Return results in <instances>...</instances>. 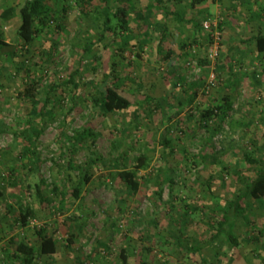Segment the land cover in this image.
Returning <instances> with one entry per match:
<instances>
[{"label":"rangeland","instance_id":"1","mask_svg":"<svg viewBox=\"0 0 264 264\" xmlns=\"http://www.w3.org/2000/svg\"><path fill=\"white\" fill-rule=\"evenodd\" d=\"M23 2L0 0V15L9 6L19 11ZM150 3L136 1L133 33L126 46L124 38L111 35L99 41L102 18L98 20L96 13L81 16L72 1L61 22L64 29L58 28L59 21H52L49 32L41 33L30 52L17 58L25 59V68L17 72L0 59V264H20L7 254L23 239L39 246L41 228L54 236L57 252L40 256L36 264H123V249L127 264H181L203 258L209 264H264V233L254 237L240 219L235 227L241 240L238 247L230 248L222 237L189 256L174 241L179 236L197 245L208 239L212 210L242 192L244 176L254 174L243 156L253 141L264 142V57L253 44H238L237 38L251 35L255 26L249 21L247 29L229 31L236 36L233 41L221 26L219 56L212 61L207 49L210 36H205L204 45L190 42L189 32L181 31V25L189 23L166 18L157 8H147ZM165 23L168 41L179 54L160 62L157 46ZM19 25V16L9 21L0 16V39L14 43ZM92 41L97 42L92 52L85 53ZM229 52L232 69L220 66L222 55ZM200 58L210 65H200ZM79 65H83L77 76L79 88L58 89L55 94L63 99L52 98L44 115H38L34 106H42L46 86L65 81ZM95 65L96 71H91ZM113 73L118 77L116 86L132 106L104 114L93 98L106 75ZM33 80L40 83L29 99L25 92ZM147 96L154 101L147 102ZM158 100L174 105L167 121L156 109ZM218 102L224 111L209 127L200 126L201 111ZM32 126L44 127L38 148L41 164L34 170L23 165L26 158L19 160L24 137L15 134ZM88 126L99 134L96 144L79 145L73 152L63 133L72 136ZM164 137L171 140L168 149ZM145 155L149 164L139 170L141 187L129 192L116 175L138 165L136 157ZM91 157H98L92 164V180L75 198L70 193L79 172L71 171L68 163L72 159L86 165ZM168 175L174 178L173 186ZM38 185L44 202L36 193ZM251 201L254 214L264 216L260 204ZM27 205L35 216L24 225L21 210Z\"/></svg>","mask_w":264,"mask_h":264},{"label":"trees","instance_id":"2","mask_svg":"<svg viewBox=\"0 0 264 264\" xmlns=\"http://www.w3.org/2000/svg\"><path fill=\"white\" fill-rule=\"evenodd\" d=\"M74 1L78 7L79 13L83 17H90L93 13L99 15L98 20L102 18V32L99 41H104L108 36H114V38H124L123 46L129 44L130 33H133V28L131 26V14L137 10L136 1L137 0H62L64 5L58 1L49 0H24L22 5L17 10L15 6H9L5 8L1 13V19L3 21H9L16 16L20 17V25L17 29L16 41L14 43H8L4 39H0V59L5 62V64L12 65L16 68L17 72L25 68V59L18 62L17 58L19 56L24 57L25 53L30 52V47L36 40V38L43 32H49L50 24L52 21H59L57 24L59 29H64L61 25L63 19L69 14L72 9L71 2ZM143 1V0H141ZM151 3L148 4L147 8L162 11L163 15L168 18L172 16L176 23L183 24L185 22H190V14L183 12L177 8L178 4H190L191 7L207 2V0H149ZM65 2H67L65 4ZM254 15V13H252ZM260 17V15H258ZM263 18V17H262ZM197 31L200 36L202 33H206V39H210L212 42L211 31L206 30L203 27V21L199 22L197 19H192ZM165 23L163 33L160 36L159 43L157 46V58L160 62H165L170 60L174 54V48L172 44L168 41L167 31L168 27ZM221 29V25H219ZM97 42H91L88 46H85V53L92 52L94 46ZM243 45H254V51L259 55L264 57V28H258L250 36L242 39ZM222 61L220 66L224 68L232 69L230 64L231 54L225 53L222 55ZM200 65H210V61L206 58H200ZM83 65L77 66V68L71 72L67 79L61 83H50L47 85L46 97L42 101V106H34L38 115H44L46 108L53 103L52 98H57L61 101L63 98L60 95L55 94L58 89H64V87H71V92H75L79 88V83L77 82V76L82 73ZM97 65L91 68V71H96ZM112 75V76H111ZM106 79L102 82V85L96 88V95L93 98L94 104L99 107L104 114L114 113L126 110L132 106V102L128 97L123 95L118 87L116 86V80L118 77L115 73L106 75ZM112 80V83H110ZM115 80V82L113 81ZM110 81V82H109ZM39 81L33 80L31 85L27 88L25 94L29 97L35 96V91ZM65 90V89H64ZM63 90V91H64ZM74 90V91H73ZM31 95V96H30ZM197 93L194 94L192 98H195ZM33 100V99H32ZM147 102L154 101L151 96L146 97ZM35 102V101H34ZM229 104V103H228ZM36 105V103L34 104ZM230 106V104H229ZM171 107H174L171 103H162L158 100L156 103V109L159 111L163 120L167 121V114L171 111ZM224 106L221 103L213 105V107H206L201 111V118L199 119L200 126L209 127L210 121L219 117L222 111H224ZM171 118L173 113H169ZM68 117V116H67ZM44 133V127H30L21 132L20 135L16 134V137H24V145L22 146L19 160L23 161L24 158L27 162L23 161L24 166L30 165L31 169H39L41 164V158L38 151L40 144V137ZM63 136L71 143L72 151L76 152V148L82 144H88L91 147L96 144L99 134L94 131L91 126L85 127L81 130H76L74 135L69 136L67 133H63ZM254 140V139H253ZM252 140V141H253ZM258 142V141H257ZM163 145L165 149L170 148L171 140L168 137H164ZM173 150V149H172ZM245 163L254 169V174L251 176H244V190L242 192L236 193L233 197L224 199L222 204L212 210V216L209 220V225L212 230L211 236L197 245H191L185 241L182 237L175 236V243L185 250L187 254L197 255L202 252L207 246L212 245L215 241L220 240L222 237L225 238L226 243L230 248L240 246L241 240L235 231L236 224L238 220H242L244 225L253 231L254 237L258 238L264 233V216H256L254 210L252 209V201L255 200L260 204L261 209H264V142L256 143L253 141L252 148L247 149L243 156ZM216 161V157L214 158ZM98 157H91L86 165H77L74 160H70L68 167L71 171L78 170L79 178L76 180L74 186L72 187V194L75 198H80L83 187L92 180V164L96 163ZM138 165L132 168H125L117 173V178L120 179L122 184L125 185L127 191L136 193L141 187V181L139 176V170L142 168H147L149 164V157L141 156L136 157ZM72 175H70V178ZM166 179L174 185V178L168 175ZM211 180H209L210 183ZM36 193L41 200L45 201L43 190L40 185L36 188ZM67 196L68 192H64ZM0 195H3L0 191ZM10 208V207H9ZM35 216L34 209L27 205L22 207L21 210V220L24 225L28 223L30 217ZM259 217V219L257 218ZM263 225V226H262ZM39 237L41 239V244L36 246L30 244L24 239L21 240L12 253L7 254L9 260H19L20 264H36L37 259L40 256L52 257L57 252V241L53 235L47 233L45 228H41L38 231ZM121 257L123 264H127L128 257L126 255L125 249L121 252ZM144 263V262H142ZM56 264V263H54ZM181 264H209L206 259L201 261H184Z\"/></svg>","mask_w":264,"mask_h":264},{"label":"crops","instance_id":"3","mask_svg":"<svg viewBox=\"0 0 264 264\" xmlns=\"http://www.w3.org/2000/svg\"><path fill=\"white\" fill-rule=\"evenodd\" d=\"M209 0H207L208 2ZM253 1V2H252ZM210 0L211 3L206 4L202 3L195 8L191 7L190 4H178L177 8L183 12L189 13L190 22H185L189 25H181V31H188L190 34L189 40L195 41V44L204 45L203 39L205 38V34L202 33L200 36L194 22H191L192 19H197L199 22L204 21L206 19H219L221 26L228 31L237 30L241 28H248V24L253 22L255 29L264 28V0ZM249 5V6H247ZM183 6V7H182ZM253 8V9H252ZM198 10V11H196ZM203 13V14H201ZM254 13V15L252 14ZM249 15V16H248ZM260 15V17H258ZM263 17V18H262ZM204 19V20H203ZM250 21V22H249ZM244 24V25H243ZM242 26V27H241ZM183 32H180L182 36ZM250 36V35H249ZM230 41H233L235 37L233 35L227 36ZM248 37V36H245ZM245 37H238V44H242V39ZM184 43L187 41L185 39H181ZM184 43L180 45V47L184 46ZM179 54V51L174 49L175 55Z\"/></svg>","mask_w":264,"mask_h":264},{"label":"built area","instance_id":"4","mask_svg":"<svg viewBox=\"0 0 264 264\" xmlns=\"http://www.w3.org/2000/svg\"><path fill=\"white\" fill-rule=\"evenodd\" d=\"M203 27L211 31L212 42L208 44L209 59L214 61L219 56L220 44L222 41V33L219 31V23L217 19H206L203 21ZM196 53V49H193Z\"/></svg>","mask_w":264,"mask_h":264}]
</instances>
